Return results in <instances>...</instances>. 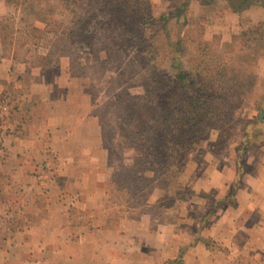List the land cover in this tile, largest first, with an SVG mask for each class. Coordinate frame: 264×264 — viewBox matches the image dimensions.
<instances>
[{
  "label": "rangeland",
  "instance_id": "rangeland-1",
  "mask_svg": "<svg viewBox=\"0 0 264 264\" xmlns=\"http://www.w3.org/2000/svg\"><path fill=\"white\" fill-rule=\"evenodd\" d=\"M90 1L46 0V13L39 14L0 0V26L5 24L6 34L4 42L0 37V59L13 61L9 81L0 79V94L29 90L24 68L42 69L52 84L60 82L65 68L71 78L65 94L69 91L72 97L64 111H70L67 119L74 128L86 127L85 132L65 131L69 137L53 142L54 149H47L48 160L36 165L35 177L42 181L48 174L61 190L66 188L60 198H66L68 220L78 223L74 232L97 219L94 210L80 209L84 196L80 192L98 188L102 194L106 189L102 199L107 204V223L121 235L132 237L130 247H135L136 264H170L173 258L172 264H264V142L255 145L250 141L252 147L241 153V170L237 167L243 125L257 116L264 104V0H145L155 17L188 2L186 25L171 21L168 26L171 41L181 32L186 49L182 60L185 68L195 73V94L203 77L213 80L215 90L199 87L198 94H213L212 109L226 120L225 127L211 130L207 137L179 152L181 156L174 152L162 173L144 167L136 172L139 163L131 166L141 151L134 143L139 135L132 120L137 105L150 103L153 96L171 102L172 96L181 98L184 94L170 80L173 70L166 56L167 45L162 41L163 56L152 63L146 61L149 67L144 69L146 46L140 51L117 37L110 27H102L98 19L88 20L83 33L90 44L81 45L78 38L73 41L70 28H66L68 21L80 15ZM43 15L45 21L40 19ZM49 18L63 25L56 24L53 29L49 24L44 31L38 30ZM34 25L36 31H30ZM152 66L159 79L151 80L147 87L143 78ZM223 67L226 70L220 74L213 72ZM51 89L53 94L64 92L56 86ZM85 107L89 115L84 120L79 111L83 113ZM2 115L0 171L6 161ZM48 182L39 190L41 207L53 199L43 191L54 187ZM22 197L16 185L0 172V219L10 222L0 227V234L14 233L25 221ZM96 199L97 195L89 194V202H99ZM112 204L123 207L116 209ZM39 214L44 217L46 213ZM148 256L153 259L146 260ZM18 261L10 257L0 259V264Z\"/></svg>",
  "mask_w": 264,
  "mask_h": 264
},
{
  "label": "crops",
  "instance_id": "crops-1",
  "mask_svg": "<svg viewBox=\"0 0 264 264\" xmlns=\"http://www.w3.org/2000/svg\"><path fill=\"white\" fill-rule=\"evenodd\" d=\"M12 65L11 58L0 59L1 82L9 81ZM24 69V81L31 89L24 94H0V109L6 110L0 113L5 114L2 115V136L6 151V161L0 172L5 180L16 185L25 200V205L21 208L25 213L23 224L14 233L10 231L9 235L0 234V259L17 258L20 260L17 264H136L135 247H130L132 237L129 234L121 235L107 223V215L104 214L108 210L105 209L107 204L102 199L106 195V189L102 194L98 188L89 191L86 188L84 192H80L84 195L79 203L80 209L87 212L94 210L97 219L92 220L89 227L74 232L78 223L68 220V215L64 213L63 200L66 198H60L66 188L61 190L58 181L48 174L43 175L42 181L35 177L36 165L48 160L47 149H54L53 142L55 144L57 140L63 141L69 137L64 135L65 131L77 129L85 132L86 127L83 124V127L74 128L67 119L70 111H64L67 108L66 102L72 97L69 91L65 94L71 79L65 68L60 72L58 84L49 83L42 69ZM51 86L59 87L64 92L53 94ZM83 98L84 101L87 100L86 94ZM88 115L86 107L83 113L79 111V116L84 120ZM58 155L62 156L63 153L58 152ZM47 181L50 182L48 184H54V187L43 191L53 199L48 198L49 202L41 207L37 202L39 190L45 187ZM89 194L97 195L96 200L99 202H89ZM111 206L120 209L123 204ZM39 212L46 214L41 217ZM9 224L10 222L0 219V227H7ZM92 229L95 230L91 231ZM148 259L153 258L148 256L146 260ZM146 260L144 263H147Z\"/></svg>",
  "mask_w": 264,
  "mask_h": 264
},
{
  "label": "trees",
  "instance_id": "trees-1",
  "mask_svg": "<svg viewBox=\"0 0 264 264\" xmlns=\"http://www.w3.org/2000/svg\"><path fill=\"white\" fill-rule=\"evenodd\" d=\"M27 1L30 0H6L7 4L11 3L16 8L20 7L24 12L28 7V10L34 13H46L47 4L43 3L46 0H32L29 4L30 7L25 5ZM187 6L188 2L184 1L179 7L155 17L149 13L151 6L145 0H91L85 5L80 15H75L68 21L69 26L66 27L70 28L68 34L71 35L73 41L78 38V43L86 45L89 42L85 40L83 33L89 25L88 20L98 19L102 27H110V31L115 33L117 37L127 40L140 51L141 46H146V49L143 50L144 69L149 67V63L146 61L152 63L163 56L162 41L167 45L168 55L166 54V56L173 70L170 80L184 94L180 96L181 98L172 96L171 102L164 99L163 96L158 97L155 95L151 98L150 103L145 102L137 105L135 109L137 112L136 117L132 122L137 127L136 132L139 135V138L134 141L137 146L135 147L138 150L141 149V151L140 153L137 152L136 158L133 159V165H131L135 168L139 163L140 170L135 168L136 172L143 171V167L153 173L167 169L174 157V152L178 154L176 156H181L180 153L195 145L196 140L204 136L207 137L211 130L217 129L219 131L226 126L224 115H219L212 109L213 94L208 96L205 95L206 93L198 94L199 87H202L205 91L206 89L215 90V84L212 83L214 81H206V78L203 77L197 83L199 85L197 88L198 93L195 94V73L189 67L186 69L182 60L186 49L183 45L184 39L180 34L181 32L175 36L174 41H171L168 26L171 21L175 24L186 25L187 16L185 11ZM44 16L40 18L41 21H45ZM49 24H52V28L55 29L56 24L61 27L63 22L49 18L47 22L43 23V26H39L38 30L46 29ZM4 25L1 23L0 26L2 42L6 38L3 31ZM36 29L35 25L29 28L33 32ZM106 39H110V36ZM223 70L226 69L224 67L218 68L213 72L220 74ZM156 79H159V75L156 67L152 66L150 74L143 78V83L150 87L151 80ZM160 94L164 93L160 92ZM129 116L131 117V114ZM242 129L243 144L237 148V167L239 171L241 170L240 157L242 151L247 147H252L253 143L259 145L264 142V104L263 108L259 110V114L246 122ZM221 138L222 136L219 135V139ZM250 141L253 143H250ZM173 262L175 260L171 261L170 264Z\"/></svg>",
  "mask_w": 264,
  "mask_h": 264
}]
</instances>
